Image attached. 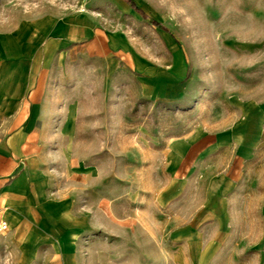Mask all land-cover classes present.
<instances>
[{
  "label": "crops",
  "instance_id": "obj_1",
  "mask_svg": "<svg viewBox=\"0 0 264 264\" xmlns=\"http://www.w3.org/2000/svg\"><path fill=\"white\" fill-rule=\"evenodd\" d=\"M127 10L141 16L126 0H82L0 27V244L14 247L19 264H236L264 176V99L236 98V116L215 114L166 137L151 153L160 166L151 178L132 189L119 181L118 194L95 165L68 162V145L55 150L76 130L75 110L59 121L53 93L68 63L130 74L151 102L177 87L182 52L164 36L170 61L159 63ZM53 157L83 177L80 193L55 195Z\"/></svg>",
  "mask_w": 264,
  "mask_h": 264
},
{
  "label": "rangeland",
  "instance_id": "obj_2",
  "mask_svg": "<svg viewBox=\"0 0 264 264\" xmlns=\"http://www.w3.org/2000/svg\"><path fill=\"white\" fill-rule=\"evenodd\" d=\"M133 1L148 17L139 11L141 16H134L127 10V23L151 42L157 61H170L171 51L166 55L160 49L165 46V37L173 39L182 52L186 69L176 76L177 87L162 93L158 102L147 101L138 96L141 87L134 86L130 74L108 76L103 63L86 60L68 63L53 79L59 121L71 107L76 112L72 141L66 144L63 137L55 150L68 145L64 150L68 162L73 158L80 165H95L110 180L112 194H118L119 181H125L128 189L145 185L144 180L160 167L154 166L151 153L166 137L205 117L214 119L218 114L225 120L236 116V98L264 99V0ZM81 3L0 0V27L35 10H66ZM56 159L52 158L50 167L55 195L69 198L80 193L83 177H70ZM99 184L102 186L95 183V188H100ZM256 187L254 221L243 232L236 264H264V176ZM19 263L14 247L7 250L0 244V264Z\"/></svg>",
  "mask_w": 264,
  "mask_h": 264
},
{
  "label": "trees",
  "instance_id": "obj_3",
  "mask_svg": "<svg viewBox=\"0 0 264 264\" xmlns=\"http://www.w3.org/2000/svg\"><path fill=\"white\" fill-rule=\"evenodd\" d=\"M126 1H127L129 4L135 6V9H136L137 11L141 12L142 15H143L145 18L148 17V15L142 10V8H140L139 6H137L133 0H126ZM153 21L155 22V25H156L157 27H161V28L167 30V28L164 27V25H162L161 22L156 21V20H153Z\"/></svg>",
  "mask_w": 264,
  "mask_h": 264
},
{
  "label": "built area",
  "instance_id": "obj_4",
  "mask_svg": "<svg viewBox=\"0 0 264 264\" xmlns=\"http://www.w3.org/2000/svg\"><path fill=\"white\" fill-rule=\"evenodd\" d=\"M7 229V224L5 221H2L0 224V231H5Z\"/></svg>",
  "mask_w": 264,
  "mask_h": 264
}]
</instances>
